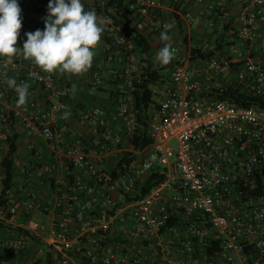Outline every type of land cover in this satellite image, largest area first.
<instances>
[{
    "label": "built area",
    "instance_id": "obj_1",
    "mask_svg": "<svg viewBox=\"0 0 264 264\" xmlns=\"http://www.w3.org/2000/svg\"><path fill=\"white\" fill-rule=\"evenodd\" d=\"M30 1L35 0H19L18 47L23 46L26 33L45 27L32 20L37 15L25 11ZM208 1L201 15L210 31L193 46L215 55L193 60L192 46L181 53L179 46L171 45L175 55L170 81L157 90V104L149 112L147 135L152 142L136 152L122 171L117 169L122 153L118 144L135 132L133 108L127 100L116 111L94 106L81 112L80 120L94 127L89 153L81 136L70 144L67 128L56 126L57 116L69 108L72 93L60 72H45L22 52L0 57V163L12 127L20 122L26 135L47 143L52 162L42 165L44 174H56L62 159L65 171L72 168V182L58 179L59 216L45 241L65 258L68 251L84 249L81 253L100 264H264V107L223 98L230 87L264 100V0H241L232 32L224 33L218 50L215 40L222 38L228 23L222 18L228 17L232 0ZM161 6V0H132L129 8L161 33L168 30V22L155 11ZM208 14L221 19L219 25ZM186 17L193 19L190 12ZM107 19L118 52L133 59L131 37ZM126 73V84L132 89L136 78ZM9 77L29 85L24 105H17L16 93L6 83ZM89 84L100 87L101 75L95 72ZM31 85L36 92H31ZM118 91L119 100L126 90ZM114 124L121 133L113 130ZM172 139L178 142L176 150L169 145ZM29 147L33 149L32 142ZM109 161L107 173L103 165ZM113 170L118 174L111 178ZM22 173L17 193L7 190L5 205L0 206V221L11 226L1 229L11 233L0 235V264H15L11 258L24 252L28 243L24 230L38 235V228L20 219L33 220L34 213L45 209L29 188L30 169ZM152 173L162 179L141 195L142 184ZM2 178L0 169V192Z\"/></svg>",
    "mask_w": 264,
    "mask_h": 264
},
{
    "label": "crops",
    "instance_id": "obj_2",
    "mask_svg": "<svg viewBox=\"0 0 264 264\" xmlns=\"http://www.w3.org/2000/svg\"><path fill=\"white\" fill-rule=\"evenodd\" d=\"M96 1L103 0H86L89 5H92ZM163 1L164 3L162 4V6L157 9V15L158 11L162 10L163 16H159L165 19L169 23V25H171V27L168 28L170 40L162 41V43H169L170 45L179 46L181 53H184V50H186L188 46L195 45L197 41L205 35V33H209L210 31L206 26V21L201 15V12L207 10L209 1L205 0L202 3H196L195 1L188 2V0H185L186 12L174 10L173 6H168V4L166 3L170 2V0ZM129 2H132V0H129ZM240 2L241 0L229 1V6L231 7L228 17H223L222 19H226L229 21L231 17L235 18V13L240 6ZM174 11L180 16L181 22L179 23H181V27H179L178 23L175 21ZM187 12H190L192 14L193 19H188L186 17ZM96 15L98 19L103 22V32L101 34V40L98 42V45L95 48V55L92 65L88 69V71L81 74L67 73V81L72 88V93L69 99V108L65 112L70 113V115L67 118H64L63 113H61L57 116L56 119V126L60 130L62 128H67L66 137L68 143H73L77 138L81 136L87 144L86 148L89 153L90 146L88 143L94 137V127L90 123H83L80 120L81 112L86 108H91L94 106H103L109 111H116L121 101L120 99L118 100L114 96H112V91H117L120 87H122L126 90L127 93V88L129 87L126 84V72L137 78L140 74L141 68L137 55H134L135 57L132 59L127 55L122 57L118 52V48L115 46L112 39L110 23L107 19L109 17H103L99 14ZM220 20L221 19H219V21ZM145 24L147 23L145 22ZM148 28L149 30L152 29L149 26ZM155 36L156 38H158L156 34H153L154 39ZM186 37L187 43H185L184 41ZM156 44H158L159 49L163 47L161 45V42L159 41H157ZM196 63L197 61L192 62L191 66H193L194 68ZM95 72H98L101 75L102 79V85L96 89L92 88L89 84V81L93 77ZM30 88L31 92L33 93L37 91V88L34 85H31ZM126 100L129 106L133 108V98L128 95ZM112 128L115 132L121 133L120 126L114 124ZM12 131H16L18 133V152L15 159V178L17 182L14 191L15 193H17L20 185L19 178L24 176L22 170L24 168H29V188L37 193L41 204L45 206L44 210H50L47 216H39L40 212H44V210H41L37 212V218L29 221L20 219V222H25V224L30 228H38L39 230H37L36 232L38 233V235H36V237L38 238V241L45 244L48 230L50 229L54 220H56L59 216V209L55 207V203L57 201V184L59 177L61 178V175L65 173L66 162L62 159L59 162L57 168L58 172L56 171V174H50L55 179L53 186H51L49 182L44 181L46 174H44V171L41 168L42 165H47L52 162L51 152L48 149L47 143L39 137H34L32 139L28 135H26L25 128L20 122L15 123V125L12 127ZM31 142L34 146L33 149L29 147V144ZM38 156L40 157L38 158ZM111 161L106 163V165H103L105 166V169L110 168V164L112 163ZM95 163L100 166V163ZM39 178L42 179L41 181L43 185L38 184L40 182ZM34 224L37 226H34ZM39 225H42L44 227V230L38 227ZM2 232L5 233V236L11 233L10 231ZM48 250L50 253L54 254L52 257L53 264H82L80 259L77 257L69 256L67 254V257L65 258L64 254L61 252H58L51 248H49ZM44 253L45 249L40 245V243H38L37 241H28L27 247L24 252L20 254V256L12 257L11 260L15 264H48ZM92 264L100 263L92 262ZM140 264H144V262H141Z\"/></svg>",
    "mask_w": 264,
    "mask_h": 264
},
{
    "label": "trees",
    "instance_id": "obj_3",
    "mask_svg": "<svg viewBox=\"0 0 264 264\" xmlns=\"http://www.w3.org/2000/svg\"><path fill=\"white\" fill-rule=\"evenodd\" d=\"M193 1L194 0H188V2ZM161 2L162 4L164 3L163 0H161ZM48 3L49 0L30 1L28 4H26L25 11L32 15H39L46 11L48 15ZM82 3L84 5L85 10H93L96 14L109 17L115 26L122 27L123 32L132 39L134 45L133 52L135 53V55H137L141 66L140 74L133 82L132 89L127 88V93H122L123 98L120 99L121 102H125L128 95L133 98V113L135 118L134 134L131 138H127L118 144V148L122 149V153L120 154V158L116 160L118 162L117 169L118 171H122L124 165H127L130 161L135 159L136 152L142 151L152 142L147 135L149 126V112L150 109L157 104V90L162 88L165 84L170 81L169 71L172 68L173 64L169 62L167 65H162L156 59V55L159 51V46L158 44H156V42L159 41L161 42V45L164 46L162 40L160 39V33L154 28L149 30V25L144 23V17L137 13L135 9L132 10L129 8V0H103L96 1L92 5H89L86 0H82ZM166 4H168V6L170 7L173 6L174 10L186 12L185 0H170V2H167ZM230 7L231 6H229L228 4L227 9H230ZM155 11L157 12L156 8ZM159 15H161V17L163 16L162 10L158 11L157 16ZM207 17L214 18L215 20H217L216 25H219V20L217 19L215 14H208ZM174 18L175 21L178 23L179 27H181V23H179L181 22L180 16L175 11ZM32 20L34 21V18H32ZM37 24L39 25L38 22ZM232 24L233 18L231 17L228 23H226L223 27L224 32L221 35L222 38L215 40L216 50L222 48L221 43L224 40V33L232 32L230 30ZM43 25L45 26V23H43ZM166 32H168V30ZM153 34H156L158 38H156L155 36L154 39ZM184 41L185 43H187V37L184 39ZM213 55H215L213 51H201L195 46L191 47V58L193 60L196 58L206 59ZM60 77L63 80L67 81V73L60 72ZM111 94L116 99H118V96L121 93L117 90L112 91ZM223 98H229L230 100H234L235 102L242 105L259 104L261 107H264V100L258 99L250 95L242 94L238 90H234L230 87H228V89L223 94ZM17 141L18 133L16 131H13L7 140L4 158L0 163V169L3 173V178L1 180L2 190L0 192V206L5 205L6 191L13 190L16 187L15 159L17 157L18 152ZM126 145L130 146L132 150H124V147ZM114 161L115 160H113V162ZM108 171L109 168L106 169L107 173ZM118 171L113 170L110 177H116ZM73 177L74 176L71 167L68 168L65 173L61 176L62 179L69 182L73 181ZM161 179V175L152 173L149 178L142 184L141 195L150 192V190ZM44 181L49 182V184L53 186L55 179L51 175H46ZM126 200H129V197H126ZM10 218L11 215H5V219L9 220ZM2 228L10 229L11 226L9 224H6L5 221H0V235L5 236V233L1 231ZM16 231L20 232L22 231V229L16 228ZM24 233L27 236V240L29 242L37 241L38 243H40V245L45 249L44 254L48 261V264H53L52 257L54 254L49 252V247L38 241V238L30 231L24 230ZM81 252L72 250L68 251L67 253L69 256L79 258L82 264H92L91 259Z\"/></svg>",
    "mask_w": 264,
    "mask_h": 264
},
{
    "label": "clouds",
    "instance_id": "obj_4",
    "mask_svg": "<svg viewBox=\"0 0 264 264\" xmlns=\"http://www.w3.org/2000/svg\"><path fill=\"white\" fill-rule=\"evenodd\" d=\"M21 11L19 0H0V57L10 58L22 52L25 59L32 60L45 72L81 74L88 71L103 32V22L95 11L85 10L82 0H49L44 29L26 33L27 39L22 47H18ZM160 39L169 41L168 32L162 31ZM174 55L175 50L165 43L156 59L167 65ZM6 83L15 91L17 105H24L29 96V85L17 84L11 77ZM69 115L63 113L64 118Z\"/></svg>",
    "mask_w": 264,
    "mask_h": 264
},
{
    "label": "rangeland",
    "instance_id": "obj_5",
    "mask_svg": "<svg viewBox=\"0 0 264 264\" xmlns=\"http://www.w3.org/2000/svg\"><path fill=\"white\" fill-rule=\"evenodd\" d=\"M46 17H47V12L45 11V12H43L42 14H39V15H37V16H34V20H36L38 23H39V25H43V23H45V19H46ZM169 145L174 149V150H176L177 149V147H178V142H177V140L176 139H172V140H170L169 141ZM124 148H126V149H130V146H128V145H126ZM111 165V164H110ZM42 179L41 178H39V185H43V183H42V181H41ZM44 182V181H43ZM42 183V184H41ZM45 186V185H44ZM41 190V189H40ZM37 194V193H36ZM41 211V210H40ZM49 211L50 210H46V211H44V212H40L39 213V216H47L48 215V213H49ZM35 215V217L37 218L38 216H37V214L36 213H34ZM42 217V218H43Z\"/></svg>",
    "mask_w": 264,
    "mask_h": 264
}]
</instances>
